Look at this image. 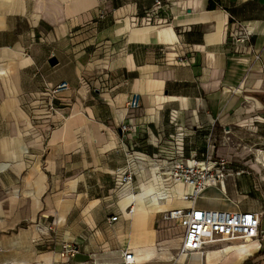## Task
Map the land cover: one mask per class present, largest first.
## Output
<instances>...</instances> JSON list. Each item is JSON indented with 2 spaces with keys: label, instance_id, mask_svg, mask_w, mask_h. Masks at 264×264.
Masks as SVG:
<instances>
[{
  "label": "crops",
  "instance_id": "1",
  "mask_svg": "<svg viewBox=\"0 0 264 264\" xmlns=\"http://www.w3.org/2000/svg\"><path fill=\"white\" fill-rule=\"evenodd\" d=\"M154 1L0 0V146L20 139L27 147L22 157L0 151L5 212L0 214V264H46L47 255L63 253L65 242L76 245L78 253L52 264H123L124 250L136 255L119 236L131 230L130 223L125 216L112 222L122 211L106 201L118 188V169L131 168V188L138 192L146 177L133 169V160H148L149 171L155 163L161 176L170 159L185 161L208 150L247 159L254 154L250 145L264 143V0H161L159 17L166 23L133 26L132 19ZM238 24L249 31V40L232 38ZM63 81L71 89L56 102L55 113L45 101L31 107V95ZM133 94L139 95L141 110L136 128L124 136L120 127L131 122L126 105ZM19 111L26 121L17 117ZM96 126L108 137L101 145ZM28 131L41 136V147L33 145L36 137ZM227 131L248 151L219 148ZM112 142L114 147L102 150ZM247 165L262 168L253 159ZM37 169L45 178L39 197L28 183ZM70 181H77L75 191ZM238 182L244 186L241 178ZM229 186L237 188V180L216 187L227 195ZM65 194L71 205L60 223L63 212L55 200ZM93 200L99 203L89 222L84 209ZM232 201L240 210L263 213L264 230V210ZM194 204L198 207L197 199H189L173 209ZM158 214L148 221L157 231V243L149 248L172 257L136 264H206L213 247L181 260L183 229ZM259 244L235 264H264V236Z\"/></svg>",
  "mask_w": 264,
  "mask_h": 264
},
{
  "label": "built area",
  "instance_id": "2",
  "mask_svg": "<svg viewBox=\"0 0 264 264\" xmlns=\"http://www.w3.org/2000/svg\"><path fill=\"white\" fill-rule=\"evenodd\" d=\"M163 3L161 0H155L153 6L144 12L141 17L132 19L133 26H150L162 25L166 23L159 17ZM238 32L232 35L237 43L249 40L250 33L242 25H237ZM71 89L67 81H63L56 86L45 85L37 95H31V107L39 108L43 101L47 102L49 113H55L56 102H62V94ZM130 123L122 124L120 129L122 135L130 133L135 129V118L141 110L140 97L133 94L127 102ZM49 114V115H50ZM35 118V117H34ZM231 131H227L224 135L219 148L227 147L234 144L231 138ZM262 151L264 143L261 144ZM236 151H242V144H234ZM201 157V158H200ZM198 156L197 153L191 154L190 158L183 161L181 159H170L166 165L160 168L161 176L167 180V186L182 184L187 186L193 184L195 192L198 193L210 185L217 186L223 181L225 174H228V168L232 159H242L236 153L230 157L208 152ZM159 163L161 160H158ZM165 164V163H164ZM240 173H238L239 175ZM135 173L128 166L120 168L115 173V182L117 187H132ZM196 200V195H186L183 200ZM120 216H124L123 212L119 215L111 217V221L115 222ZM263 213L243 211L236 212L202 209L195 206L190 208H175L167 212V220L174 222L183 229V243L181 253L186 255L205 254L208 246L218 248V242L224 241L230 244L236 242H247L250 239H260L264 235L261 227V218ZM242 243V244H243ZM223 249V247H221ZM79 249L76 245L65 242L63 244V254L68 256V261L78 253ZM135 254L132 250H124L123 264H136Z\"/></svg>",
  "mask_w": 264,
  "mask_h": 264
},
{
  "label": "bare ground",
  "instance_id": "3",
  "mask_svg": "<svg viewBox=\"0 0 264 264\" xmlns=\"http://www.w3.org/2000/svg\"><path fill=\"white\" fill-rule=\"evenodd\" d=\"M18 102L12 101L14 109L17 108ZM17 117L23 121L27 120V116L21 111L16 112ZM100 127L96 126V136L100 145L108 139L106 135L100 133ZM110 131V130H109ZM36 137V143L34 146L41 147V136L35 131H28ZM115 146V143H110L106 150ZM27 147L24 148V144L18 139L5 142L0 146L1 152H6L12 155L17 154L18 157H22V154L26 151ZM256 150V149H255ZM145 162H137L133 160L131 166L136 169L140 177H146V181L140 183V189L138 192H134L129 187H118L117 207L123 212L125 219L130 223L131 230L126 234L120 233L121 242L125 245L134 249L136 252L135 259L139 263L144 260H164L171 258L172 255L168 251H153L150 246H155L157 243V231L155 228L148 227V221L155 213L168 212L173 209L176 205L185 204L183 200L186 195H196L197 206L208 207L209 209L224 210L230 212L239 211L238 205L228 198V196L221 192L216 186L210 185L202 191L196 193L195 186L189 184L184 186L182 184H176L172 189L166 188L168 183L166 178L160 176L157 171L159 167L154 163L155 167H152L151 171L148 170V166ZM20 167H22L21 159L19 161ZM254 163L258 166L264 167V152H256ZM32 171L28 179L29 186H34L37 190V196L39 197L44 190V175L40 172ZM35 178V179H34ZM34 180V181H33ZM70 190L75 191L77 187V181H70ZM71 192V191H69ZM64 194V193H63ZM68 194V193H66ZM63 195L55 200L56 207L63 213L61 215L60 223L65 221V214L69 210L71 205V198ZM74 201V200H73ZM98 200H93L87 208L84 209V214L87 220L90 222L92 217V209L98 205ZM5 213L0 207V214ZM124 218V217H123ZM167 219V218H166ZM34 233L38 237L39 232L37 227H34ZM101 233V232H100ZM175 240V239H173ZM260 247L258 239H250L243 244L226 243L223 249L217 248L210 249L206 252V264H235L242 258L248 255H253L255 251ZM154 248V247H153ZM124 253V252H123ZM123 255V254H122ZM181 260L185 256L181 253ZM68 256L61 253L60 255H47L45 257L46 264H52L54 261L61 260L63 262L68 261ZM123 259V256H122ZM151 262V261H150ZM149 263V262H148ZM99 264H113L112 262L99 263Z\"/></svg>",
  "mask_w": 264,
  "mask_h": 264
},
{
  "label": "rangeland",
  "instance_id": "4",
  "mask_svg": "<svg viewBox=\"0 0 264 264\" xmlns=\"http://www.w3.org/2000/svg\"><path fill=\"white\" fill-rule=\"evenodd\" d=\"M234 147V144L231 145ZM243 147H248L246 144L242 145ZM252 147V148H251ZM261 145H250V151L254 152L251 156L247 157V159H232L231 165L228 168V174H225L223 180L228 181V183H232L233 179L237 180L238 187L235 188L233 186H229L227 190V195L230 199L241 201V205L243 207L254 209V210H264V167L262 166L260 171L253 170L247 165V162L253 159L256 155V150L261 149ZM244 148V149H245ZM256 149V150H255ZM262 150V149H261ZM264 150V147H263ZM235 164L236 166L232 165ZM238 173H240L238 175ZM241 178V181L244 183V186H240V182L238 179ZM118 189L111 191V195L107 193L108 199L110 204L117 205V197H118ZM248 196V197H247ZM159 219H166L167 212L159 213ZM264 225V224H263ZM264 236V235H263ZM263 236L261 238H263ZM260 238V239H261ZM259 239V240H260ZM228 242L219 241L218 248H221ZM243 242H236V244H242ZM261 262H259L260 264Z\"/></svg>",
  "mask_w": 264,
  "mask_h": 264
},
{
  "label": "water",
  "instance_id": "5",
  "mask_svg": "<svg viewBox=\"0 0 264 264\" xmlns=\"http://www.w3.org/2000/svg\"><path fill=\"white\" fill-rule=\"evenodd\" d=\"M50 63H51L52 66H55L57 64V61L55 59H53V60L50 61Z\"/></svg>",
  "mask_w": 264,
  "mask_h": 264
}]
</instances>
